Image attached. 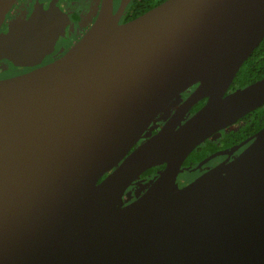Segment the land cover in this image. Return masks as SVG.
I'll return each instance as SVG.
<instances>
[{"label": "water", "instance_id": "95a60500", "mask_svg": "<svg viewBox=\"0 0 264 264\" xmlns=\"http://www.w3.org/2000/svg\"><path fill=\"white\" fill-rule=\"evenodd\" d=\"M17 1L0 0V30ZM122 15L123 4L115 11L114 0H101L63 57L0 81V264H264V127L183 168L264 107V78L229 91L264 40V0H166L130 22ZM63 22L59 0L48 12L37 0L22 28L0 35V58L42 64ZM225 155L182 186L184 171Z\"/></svg>", "mask_w": 264, "mask_h": 264}, {"label": "flooded vegetation", "instance_id": "af4514ba", "mask_svg": "<svg viewBox=\"0 0 264 264\" xmlns=\"http://www.w3.org/2000/svg\"><path fill=\"white\" fill-rule=\"evenodd\" d=\"M56 0H39L44 12H48L50 9V5L54 3ZM159 0H114V6L115 11L121 8L123 4V15L121 17L120 23H127L130 22L139 16L147 13L151 9L158 6ZM94 0H59V6L62 12V16L64 18L63 26L64 30L60 34L53 35V38L56 36V43L53 48V51H50L45 59L44 62L40 65H35L33 67L29 66H16L11 61L5 58H0L1 63H7L8 67L0 68L1 75H0V81L2 80H8L12 79L24 74H28L35 69H38L40 67L46 66L61 57H63L83 36L84 34L92 27L94 22L96 21L99 10H100V4L101 0H99L97 9H93ZM160 5V4H159ZM37 7V0H18L17 3L14 5L12 11L9 13L6 22L4 23L3 27L0 30V35L7 34L13 30L22 28L29 18L32 16L33 12L36 10ZM55 41V40H54ZM196 89V87L191 88L189 91L184 93L182 96L177 98L170 106L165 110L160 117L156 120V122L152 125L151 128L147 131L145 136L142 138V142L149 139L151 136L156 134L161 128L164 126V124L167 122V120L172 116V114L175 112V110L185 101V99ZM202 102V101H201ZM206 103V100L204 104ZM203 104V105H204ZM196 112H193V109L191 112L186 116V121L188 118H190L193 114ZM245 123L242 121L238 122L234 127L225 130V132H237L241 126H244ZM256 134V133H255ZM255 134L249 136L247 139L253 137ZM220 136V133L217 137L211 139L213 141L217 140ZM245 139L244 141H246ZM244 141L230 145L225 148H220L216 152L212 153L208 157L217 154L218 152L223 151H230L237 145L243 143ZM249 144L245 145L242 149L235 152L231 157L230 160L235 159ZM220 146V145H219ZM221 147V146H220ZM207 157V158H208ZM228 155L220 156L212 161H210L208 164L203 166L201 169H198L194 172L190 171H184L179 176V181L181 182L182 186L188 185L192 182H194L196 179H198L201 175H203L205 172L213 169L214 167L218 166L222 162L226 161L228 159ZM206 159V158H205ZM204 159V160H205ZM187 161V159H186ZM186 161L183 165V168H195L198 164L201 162H198L196 165H186ZM158 176V175H157ZM157 176L152 175V178H148L149 175L144 174L137 182L130 187V191L137 190L135 189L139 184L143 185L144 188L140 192L135 193V195L129 200L128 203L136 200L139 198L142 194L145 193V191L150 187V185L153 183V181L157 178ZM142 179H149L148 182L142 183ZM153 179V180H152ZM152 180V181H151ZM125 202V204H128Z\"/></svg>", "mask_w": 264, "mask_h": 264}, {"label": "trees", "instance_id": "16d2710c", "mask_svg": "<svg viewBox=\"0 0 264 264\" xmlns=\"http://www.w3.org/2000/svg\"><path fill=\"white\" fill-rule=\"evenodd\" d=\"M166 0H159L158 5L162 4ZM264 78V40L259 47L252 53L248 60L244 63L241 70L238 72L233 85L230 88L231 91H235L240 88H244ZM195 88V87H194ZM205 100L197 104L193 108V112H197L202 106H204ZM204 104V105H203ZM245 125L241 126L237 132H225L222 131L217 140H208L201 146H199L193 153L189 155L186 161V165H196L198 162L203 161L212 153L216 152L220 148H225L230 145L238 144L249 136L257 133L264 127V107L257 109L251 114L244 117L241 122ZM240 122V121H239ZM221 147H220V146ZM165 166H160L148 170L146 175L157 176Z\"/></svg>", "mask_w": 264, "mask_h": 264}, {"label": "rangeland", "instance_id": "374dc122", "mask_svg": "<svg viewBox=\"0 0 264 264\" xmlns=\"http://www.w3.org/2000/svg\"><path fill=\"white\" fill-rule=\"evenodd\" d=\"M98 3H99V0H94V4H93V9L95 10V9H97V7H98ZM4 68V67H8V64L7 63H1L0 62V68ZM0 75H1V71H0ZM142 188H144V186L143 185H138L135 189H137V190H133V189H131L132 191H130V190H128V192L126 193V195H125V197H124V201L126 202V203H128L129 202V200L135 195V193H137V192H140L141 190H142ZM128 201V202H127Z\"/></svg>", "mask_w": 264, "mask_h": 264}]
</instances>
